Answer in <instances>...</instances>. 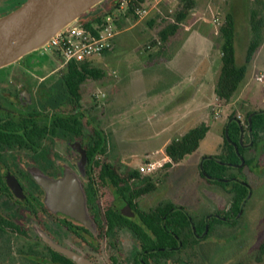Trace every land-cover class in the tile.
Returning a JSON list of instances; mask_svg holds the SVG:
<instances>
[{
    "label": "flooded vegetation",
    "instance_id": "obj_1",
    "mask_svg": "<svg viewBox=\"0 0 264 264\" xmlns=\"http://www.w3.org/2000/svg\"><path fill=\"white\" fill-rule=\"evenodd\" d=\"M25 1L0 0V17ZM54 56V67L0 76V264H212L214 247L245 240L258 225L249 202L264 182V127L254 131L252 119L264 110L228 118L221 152L198 165L202 192L180 201L171 176L136 175L115 159L97 106L84 107L83 86L94 78L73 92L66 74L75 62ZM232 123L240 128L229 142L237 162L227 157ZM210 160L224 168L220 175L204 171ZM209 196L219 204L208 208ZM263 256L264 241L257 260Z\"/></svg>",
    "mask_w": 264,
    "mask_h": 264
},
{
    "label": "rangeland",
    "instance_id": "obj_2",
    "mask_svg": "<svg viewBox=\"0 0 264 264\" xmlns=\"http://www.w3.org/2000/svg\"><path fill=\"white\" fill-rule=\"evenodd\" d=\"M112 1L102 3L90 15L110 11ZM193 1V8L182 22L179 33L164 51L157 35L168 22L175 21L177 13L184 7L181 0H164L143 20L128 17L114 41L112 51L93 62V66L102 70L103 76L90 79L83 86L84 107L97 106L98 122L109 137L111 154L115 159H119L126 169L131 164L136 170L149 162L162 164L163 167L158 168L154 177L165 180L171 176L169 184L181 189L173 191L172 197L180 201L183 193L193 190L191 193L197 200L196 194L202 192L197 185V181L201 182L198 165L203 156L221 152L228 118L236 115L245 119L248 113L264 110V47L250 66L245 84L231 102L220 101L215 93L222 56L220 48L213 42L214 37L225 16L233 12L236 21V63L243 65L251 39L249 13L252 0ZM114 13L124 16L126 9L117 7ZM151 21L154 22L153 26L149 25ZM188 37H191L189 42L186 41ZM183 46L188 50L190 46L193 48L192 52L196 55L193 59L197 62L194 63L196 78L204 74V81L187 88L185 92L178 91V85L171 90H163L164 84L158 71L170 76V70L160 64L157 67H150V64L159 52H163L161 55L165 59H173ZM56 63L57 56L42 55L36 51L1 69L0 76H19L26 66L54 67ZM149 72H156L150 80ZM262 77L263 81H259L258 78ZM196 86L201 89L193 97ZM97 95L99 98H94ZM181 102L184 104L182 107H175ZM202 124L210 130L199 149L180 164L171 163L165 152L166 146L190 128ZM168 163L170 167L166 166ZM169 187L164 185L166 189ZM72 194L80 198L76 192ZM206 202L208 208L213 203L219 204L218 196H209ZM249 207L255 209L258 225L250 228V235H246L241 243L235 241L214 247L212 264H237L240 261L264 264V256L261 262L257 260L258 246L264 241V182L255 189Z\"/></svg>",
    "mask_w": 264,
    "mask_h": 264
},
{
    "label": "trees",
    "instance_id": "obj_3",
    "mask_svg": "<svg viewBox=\"0 0 264 264\" xmlns=\"http://www.w3.org/2000/svg\"><path fill=\"white\" fill-rule=\"evenodd\" d=\"M149 0H130L127 5L124 16H117L115 20L116 27L120 30L126 24V19L130 16L138 19L135 16L137 8L146 6ZM184 7L177 13L175 21L168 22L158 33V41L163 44V51L172 42L173 38L177 36L181 29L182 22L187 18L190 10L193 8V0H181ZM120 6V5H119ZM117 6V7H119ZM116 7V8H117ZM115 10V9H114ZM110 11L107 15L95 19L85 25L88 30H94L95 26L102 25L108 15L114 13ZM154 22H149L153 26ZM249 25L251 29V39L247 48L245 63L238 66L236 63V21L233 12H229L222 23H220L215 39L213 40L216 47L220 48L222 56V66L216 86L215 93L218 99L222 102L229 103L236 97L239 90L245 84L246 77L251 65L264 44V0H252L249 13ZM153 45L155 42L152 43ZM108 52L104 54L107 55ZM163 53V52H162ZM94 61H85L82 63H71L66 74L67 83L73 92H77L88 77L100 79L103 76L101 69L93 66ZM248 117V116H247ZM253 130L257 131L264 127V113L256 112L252 119ZM209 127L205 124L190 128L182 137L174 139L166 146V155L173 164H180L186 157L195 153L201 142L205 139L209 132ZM240 128L232 123L228 133V160L230 162H237V154L234 146L230 144L238 142ZM170 167L171 164H166ZM223 167L214 160L207 161L204 164V171L209 175H220L223 172ZM139 175V172H136ZM151 177L146 176L143 179L145 184L150 183ZM149 185V184H148ZM261 258L258 261L261 262ZM246 264V263H241ZM250 264V263H249Z\"/></svg>",
    "mask_w": 264,
    "mask_h": 264
},
{
    "label": "water",
    "instance_id": "obj_4",
    "mask_svg": "<svg viewBox=\"0 0 264 264\" xmlns=\"http://www.w3.org/2000/svg\"><path fill=\"white\" fill-rule=\"evenodd\" d=\"M107 0H26L0 17V69L40 51L56 36L84 27L107 15L124 0H113L111 10L95 16L92 11ZM61 207L71 216L79 212L74 204L60 199ZM75 207H74V206Z\"/></svg>",
    "mask_w": 264,
    "mask_h": 264
},
{
    "label": "built area",
    "instance_id": "obj_5",
    "mask_svg": "<svg viewBox=\"0 0 264 264\" xmlns=\"http://www.w3.org/2000/svg\"><path fill=\"white\" fill-rule=\"evenodd\" d=\"M124 0L119 8L127 9L128 2ZM164 0H149V4L143 8L135 10V16L139 20L147 18L151 11ZM117 15L115 13L108 15L102 25L95 26L94 30H88L84 27L70 29L52 40H50L41 50L42 54L61 55L65 62L82 63L85 61H94L101 58L114 46L116 37L120 30L115 25ZM259 81L263 80L258 78ZM162 164L146 163L138 169L142 174H153Z\"/></svg>",
    "mask_w": 264,
    "mask_h": 264
},
{
    "label": "crops",
    "instance_id": "obj_6",
    "mask_svg": "<svg viewBox=\"0 0 264 264\" xmlns=\"http://www.w3.org/2000/svg\"><path fill=\"white\" fill-rule=\"evenodd\" d=\"M190 38L191 37H188L186 41L189 42ZM263 47H264V44L260 48L255 60L257 59V57H258L259 53L261 52V50L263 49ZM185 48L186 47L183 46L177 52V54L175 55V57L173 59H168V60H167V58L165 59L161 55L162 52H159L158 53L159 56L155 55V57L153 58L154 60L150 64V67H157V65L160 64V66L167 67V70H170V73H171L170 76H168V75H164V73L162 71H160V70L158 71L159 74L161 75L160 81L164 84V86H163L164 89L163 90H166V89H170L171 90V88L174 85H178L177 88L180 89L178 91L185 92L187 88H190V87L194 86V84L195 85L196 84H201L204 81V78H205L204 74L199 75L196 78V71H195L196 69H195L194 63H197V62H195V60L193 59V57L196 56L195 52L194 51L192 52L193 48H191V46H190L189 47L191 49V50L189 49L190 51L188 49H185ZM157 56H158V59L156 58ZM161 57H163V58H161ZM255 60H254V62H255ZM208 61L210 63V57H209ZM198 66H199V64L196 65V67H198ZM209 66H210V64H209ZM149 70H151V69H149ZM155 73L156 72H149L148 80H150L151 77ZM146 78H147V75H146ZM163 80H164V82H163ZM200 89L201 88L199 86H196V90L194 89V92H193L194 94H192L193 97H194V95H196L200 91ZM183 105H184L183 102H181V103L177 104V106H175V107H182ZM169 113H171V112H169ZM168 114H166V115H168Z\"/></svg>",
    "mask_w": 264,
    "mask_h": 264
}]
</instances>
